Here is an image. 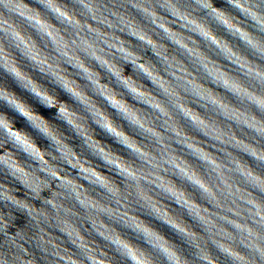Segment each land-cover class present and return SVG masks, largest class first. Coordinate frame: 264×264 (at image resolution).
Here are the masks:
<instances>
[{
    "label": "clouds",
    "instance_id": "clouds-1",
    "mask_svg": "<svg viewBox=\"0 0 264 264\" xmlns=\"http://www.w3.org/2000/svg\"><path fill=\"white\" fill-rule=\"evenodd\" d=\"M39 2L47 13H50L60 24L65 25L63 31L38 10L28 5L26 0H0V4L9 7V16L22 17L39 34L47 38L58 59L50 60L41 54L35 42L21 33L14 23L3 17L2 13H0V32H3L10 39L11 44L39 71L50 75L58 86L81 103L92 114L94 122L118 143L129 149L144 166H134L94 140L88 134L81 118L66 104L58 105L55 97L49 95L46 89L41 88L22 70L3 45H0V68H3L18 86L37 97L42 104L48 107L58 106L59 118L84 138L92 154L110 169H114L127 182V187L134 189L136 196L145 205L152 208L161 219L185 237L197 249V257L204 261V264H217V261L200 246L199 240L202 238L167 212H161L142 182L153 185L169 198L174 199L179 206L187 209L192 218L203 225L219 252L229 257L233 264H264V199L256 195V193L264 195V146L260 144V141L264 140V65L258 62L264 60V37L257 34H264V9H261L260 4L255 0H225L233 10L228 11L223 7H217L213 0H192L187 8L178 6L179 0H156L155 4L153 0H128L131 7L154 26L153 31L159 30L157 35L162 32L163 39H167L181 50L189 63L200 72L198 78L194 73L189 72L182 62H178L175 57H169L167 47L153 40L149 31L130 15L109 10L111 16L115 17L113 20L101 11L96 0H79L86 10L85 14L97 25L104 26L101 28L94 27L86 20L82 22L61 4L60 0H39ZM157 7L173 19L161 15ZM200 12L204 15L197 14ZM236 12L239 15H236ZM241 17L244 19L242 20ZM212 23L222 27L233 39H238L257 59L250 60L240 54L228 40L217 35L211 26ZM172 24H177V28L183 31L174 29L171 27ZM250 28L252 30H249ZM68 29L72 30L71 39L64 35ZM118 31L126 32L127 35L150 47L165 66L167 75L161 76L159 70L147 61L142 63V57L132 51L130 43L116 35ZM185 33L193 35H185ZM195 36H199L214 55L234 65L239 74L235 75L232 70H225L219 61L207 56ZM80 53L115 77L118 85L137 102L148 105L153 111L158 112L163 118L165 132L171 135H165L157 130L144 113L128 104L112 89L101 84L99 74L85 63ZM61 60L77 69L82 78H86L91 83L93 92L103 96L131 127L153 139L159 145L156 153L147 150L146 145L139 144L99 109L79 84L70 79L60 67ZM116 60L131 62L135 70L148 78L167 99V104L144 89L141 83L124 76L123 69L115 62ZM187 97H191V101ZM0 102L24 117L31 127L51 141L55 151L59 153L57 157L43 151L31 136L16 128L6 114L0 113V149H2L0 169L5 170L13 180L22 185L31 200L39 199L44 204L51 205L56 212V222L60 231L70 238L88 264H110V260L106 258L105 252H98L96 248L91 247L79 230L65 218L70 213V209L65 208L57 199L65 193L69 197H74L86 210L93 229L115 248L126 264H157V258H160L163 264H190L166 237L130 215L123 203L127 200V196L122 193L119 186L94 168L89 161L81 160L72 148L63 142L56 130L34 114L15 93L0 87ZM193 103L197 105L196 108L191 106ZM200 108L204 109V114L199 111ZM176 116L182 117L193 131L212 141V147L224 146L217 151L226 159L209 151V145L185 131ZM245 129L248 130L244 133L245 138L236 135V130L243 132ZM249 140L253 142L250 143ZM168 141H174L182 146L186 150L184 155L178 154ZM228 149L243 153L254 161L257 167H253L247 160ZM18 152L34 161L38 167H26L17 158ZM187 155L201 162L205 174L202 175L189 163L185 158ZM48 156H51V161L59 160L72 168L79 169L80 179L103 189L108 194L106 199L119 207L114 208L109 203H102L91 197L88 190L76 179L70 175L62 176L61 172L64 169L47 159ZM40 173H44V176ZM173 175L198 189L208 202L224 208L237 219L218 214H215L216 219H213L214 214L190 199L183 189L169 178ZM53 180L58 181L57 187L63 191H53L52 198L44 199L41 193L51 188ZM16 191L14 187L0 183V202L10 204L26 213L36 222L38 228L42 221L46 223L49 220L50 214L45 208H38L29 200L19 198L15 194ZM222 198L230 201L231 206L225 207L221 202ZM61 211L64 212V217L60 216ZM101 217L120 222L141 235L151 252L126 240ZM217 220L234 228L235 234L218 224ZM9 224L10 219H5V216L0 214V232L5 233L11 246L16 249L10 254L0 251V264H35L34 260L24 258L29 255L28 249L19 242H26L24 234L18 231L15 236L9 235L6 231ZM39 232L38 242L45 251L47 248L44 246L51 245L54 249L52 255L63 260L64 264H83V260L76 259L67 249H60L50 236L45 239L48 234L43 228H39ZM237 244L247 249L248 254L237 250Z\"/></svg>",
    "mask_w": 264,
    "mask_h": 264
},
{
    "label": "water",
    "instance_id": "water-1",
    "mask_svg": "<svg viewBox=\"0 0 264 264\" xmlns=\"http://www.w3.org/2000/svg\"><path fill=\"white\" fill-rule=\"evenodd\" d=\"M213 2L217 5V7H223L228 11H233L230 6L225 2V0H213ZM256 3L260 4L261 9H264V0H255ZM28 5H31L33 9L38 10L41 15L46 16L47 19L62 31L65 29V25L60 24L55 18L52 17L50 13L45 11L44 6L39 2V0H26ZM60 3L63 4L70 12L74 13L82 22L85 20L88 23H91L94 27H101L103 25H97L95 21L91 20L89 16H87L86 10L83 8V5L80 4L79 0H60ZM97 5L101 8V11L109 16L110 19H115V17L111 16L109 10L114 12H122L126 15H130L138 22L141 26L144 27L146 31H149V34L152 35V39L157 41L160 44H163L167 47V52L169 57H175L178 62H182L189 72L194 73L198 78L200 77V72L196 70L195 66L192 63H189L186 56L181 53L176 46H174L167 39H163V33L160 32L159 35L156 33L159 30H155L154 26L145 21L142 14L137 10L131 7L128 0H96ZM153 3H156V0H153ZM192 0H179L178 6L182 8H187L191 5ZM9 7L4 4H0V13L3 14V17L9 19L12 23H14L18 30L23 33L26 37L30 38L35 42V45L44 56L48 57L50 60L52 58H57V53L53 49L51 43L47 40L46 37H43L39 34L27 21H25L22 17L19 16H9ZM157 11L161 12V15L168 16V13L163 12L159 7H157ZM200 16H203L204 13H197ZM239 15L238 12L235 13ZM168 19H173L171 16H168ZM243 20L244 18L241 17ZM211 23V22H210ZM213 30L217 33L218 36L228 40L234 48H236L240 54L248 57L250 60H256L257 58L252 55V53L238 40L233 39V37L226 33V31L222 27H217L215 23L211 24ZM171 27L177 29L178 31H183V29L177 28V24H172ZM105 31H108L107 28H104ZM249 30H252L251 28ZM264 37V34H259ZM66 38H73L72 30L68 29L64 32ZM116 35L120 36L126 42L130 43L132 51L136 52L139 56L142 57L141 62H149L154 65L158 70L161 76H166L165 66L162 65L159 58L153 53L150 47L144 45L142 42L133 38L130 35H127L126 32H116ZM185 35H193L192 33H185ZM195 39L199 42L200 48L204 51V53L211 57L213 60L219 61L225 70H232L233 74L238 75V71L235 69L234 65L228 64L226 60L220 59L218 55H214L213 51H210L201 40L199 36H195ZM0 45L12 55L15 59L18 66L28 74L33 81L40 85L41 88L46 89L49 95L55 97V99L59 103L66 104L73 112H75L84 123L87 128L88 134L100 143L102 146H105L111 152L118 154L123 159L131 162L134 166L141 167L142 162L137 159L129 149L124 147L122 144L118 143L114 137L108 134L104 129H102L96 122H94L92 114L85 109V107L77 102L74 98L70 96V94L66 93L60 86H58L55 81L51 78L50 75L44 74L38 70V68L27 59L21 51H19L16 47H14L10 39L5 36L3 32H0ZM81 58L85 60V63L89 64L91 68L96 71L100 76V83L112 89L115 93H117L123 100H125L128 104L132 105L134 108L139 109L147 119L152 121L153 126L164 133L165 135H171L170 133L165 132L163 118L160 117L158 112L153 111L148 105L137 102L122 86H119L115 77H113L110 73H108L105 69L101 68L95 61H90L86 57L83 56V53L79 54ZM122 69L123 75L126 77H131L133 80H136L138 83H141L148 92L152 95L157 96L160 100L164 101L167 104V99L159 93L158 89L152 84V82L146 78L143 74L139 73L135 70L134 65L131 62H123L120 60L115 61ZM262 65H264V60L258 61ZM60 67L65 70V73L69 76L70 79L74 80L79 84L80 88L88 95V97L94 102V104L101 109L105 114H107L112 121L119 127H121L124 132H126L129 136L133 137L139 144L142 146H147V150L156 153L159 145L155 143V141L146 135L140 134V132L131 127L129 123L121 117L116 109L111 107L106 99L103 98L98 93H94L92 90L91 83L86 79L82 78L81 73L71 67L69 64L60 61ZM168 79H171L170 76H167ZM203 82V81H202ZM211 86V85H209ZM0 87L9 90L10 92L15 93L19 99L26 104L34 114L40 116L44 119L49 125H51L56 132L61 136L63 142L66 143L69 147L72 148L74 153L81 159L87 160L91 163V165L96 168L101 173L107 175L111 178L121 189L122 193L127 196V200L123 201L126 205V210L128 213L135 218L141 220L145 225L149 226L159 234L166 237L170 242H172L177 250L181 252V254L188 259L190 264H204V261L200 260L197 257V249L191 245L185 237H183L180 233H178L174 228H172L167 222H165L161 217L153 211L152 208L148 207L144 204L142 200H140L134 191L133 188L127 187V182L119 176L114 169H110L105 163L92 154L90 148L86 144L84 138L80 136L75 129H73L70 125H68L65 121L59 118L58 116V106L57 107H48L40 102V100L31 94L28 90L23 89L18 86L17 82L4 71L3 68H0ZM217 91H222L217 89ZM231 99V97H229ZM189 101H191V97H187ZM193 108H196L197 105L193 103L191 105ZM199 111L204 114V109L200 108ZM0 113L6 114L7 117L13 121L16 128L26 132L29 136L33 138L35 143L45 152L51 153L54 156L59 157V153L55 151L51 141L43 136L38 130L34 129L30 126V124L26 121V119L16 112L12 111L6 104L0 102ZM176 119L179 121L180 125L184 127L185 131H187L190 135L197 137L202 143L209 145L208 150L215 152V154L220 155L222 159H226L224 155L217 151V149L222 148V145H213L212 141L207 140L206 137L200 135L199 133L193 131L190 127H188L187 123L183 120L182 117L176 116ZM233 128L235 126L233 125ZM248 130H236V135L245 138L244 133H247ZM251 134H249L250 136ZM171 144V147L175 148L177 153L180 155H184L186 152L182 146L176 144L174 141H168ZM249 142H253L249 140ZM261 146H264V140L260 141ZM6 147H11L10 145H6ZM2 151V149H0ZM228 151H232L234 154L239 155L242 159L248 161L250 165L253 167H257L256 163L252 161L249 157L245 156L243 153L235 152V149H228ZM158 154V153H157ZM17 158L26 166H35L34 161L27 158L23 153H16ZM185 158L191 163L201 174H205V169L199 160L194 159L191 155L185 156ZM47 159L51 161V156H48ZM58 165V167L63 168L64 171L61 172V175H70L72 178L76 179L78 183L82 184L87 190L88 194L100 200L102 203H109L112 207H119L114 202H111L109 199H106L108 196L107 193L104 192L103 189H100L97 186L91 185L88 181L79 178V169L70 167L67 163L56 160L51 161ZM41 176H44V173H40ZM178 187L183 189V191L189 196L190 199L199 204L202 208H207L210 213L214 214L213 219H216V215H227L232 219H237V217L232 216V213L227 212L224 208L216 207L214 204L208 202L201 194L198 189H195L193 186L186 182H182L176 176L169 177ZM0 183L8 184L11 187L17 189L15 194L21 199H27L31 203H34L38 208H45L49 214V220L45 222H41L39 228H43L45 232L48 234L45 236V239H48L49 236L53 239V241L60 247V249H67L69 253L73 254L76 259L83 260V264H88L86 258L83 257L80 250L75 247V245L71 242L70 238L62 231H60L56 222V212L52 209L51 205L44 204L41 200H31L30 196L27 194L26 190L20 185L17 181L13 180L5 170L0 169ZM143 183L145 189L148 190L151 198L156 202L157 207L160 208L161 212H167L173 218H175L178 222H181L185 227L189 228L191 231L195 232L202 239L199 240L200 246L208 251L213 258L217 261V264H233V261L219 252V250L212 243V238L209 236L208 232L204 230L202 224H200L197 220L193 219L192 216L188 213L187 209L179 206L174 199L169 198L165 193L161 190L156 189L153 185H149L147 183ZM58 181L53 180L51 182V188L45 190L41 193L44 199L52 198V192H61L62 189L57 187ZM256 195L260 196L261 199H264V195L260 193H256ZM60 203L67 209H70V213L67 217H65L74 227H76L82 236L89 242L90 246L96 248L97 251H103L107 254V259L110 260V264H126V261L117 253L115 248L105 241L102 237H100L96 231L92 227L91 220L89 219L88 213L85 209H83L78 202L74 199V197H69L67 193L62 197H57ZM222 204L227 206H231L230 201H225L222 198ZM124 210V209H122ZM0 214L5 216V219H10L9 227L7 228V233L9 235L15 236L16 233L22 232L25 236V241H19L24 244V247L28 249L29 255L25 256V259H32L35 261V264H64L63 260H59L58 257L52 255L54 249L51 248V245H46L44 247L47 248V251L44 250L43 247L39 245V228L36 226V222L31 220L26 213L21 212L14 208L10 204H5L0 202ZM10 214V215H9ZM64 212L61 211L60 216L64 217ZM104 219L106 224H109L110 227L115 229L120 233L122 237L126 240L130 241L134 245L145 249L146 251L151 252V249L144 241L143 237L133 230L129 229L127 226L123 225L120 222H113L108 220L106 217H101ZM243 222V221H241ZM251 223V221H248ZM218 224H221L228 231L233 232L235 234L236 230L232 228L230 225L224 223L223 221L217 220ZM19 239V238H17ZM218 239V237H217ZM237 250L248 254L247 249L243 248L239 244H237ZM0 251L5 252L6 254H10L16 251L8 241V237L4 232H0ZM23 255V253H20ZM10 258V256H9ZM157 264H163L160 258H157Z\"/></svg>",
    "mask_w": 264,
    "mask_h": 264
}]
</instances>
